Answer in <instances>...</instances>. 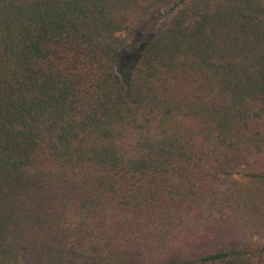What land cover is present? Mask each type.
Listing matches in <instances>:
<instances>
[{"label": "trees", "instance_id": "1", "mask_svg": "<svg viewBox=\"0 0 264 264\" xmlns=\"http://www.w3.org/2000/svg\"><path fill=\"white\" fill-rule=\"evenodd\" d=\"M257 238L264 0H0V264H264Z\"/></svg>", "mask_w": 264, "mask_h": 264}, {"label": "rangeland", "instance_id": "2", "mask_svg": "<svg viewBox=\"0 0 264 264\" xmlns=\"http://www.w3.org/2000/svg\"><path fill=\"white\" fill-rule=\"evenodd\" d=\"M153 21L157 23L158 18H155ZM150 25H151V23L146 25V27H144L143 29L136 32L131 37H126V36H124V34L118 35V37L124 43V51H127L130 48H137V47L141 46V44L144 43L145 39L148 36ZM248 241H249L248 245H250V244L259 245L264 241V239L263 238H257V239H250Z\"/></svg>", "mask_w": 264, "mask_h": 264}]
</instances>
